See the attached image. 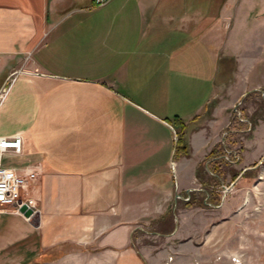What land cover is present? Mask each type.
<instances>
[{"label":"crops","instance_id":"crops-1","mask_svg":"<svg viewBox=\"0 0 264 264\" xmlns=\"http://www.w3.org/2000/svg\"><path fill=\"white\" fill-rule=\"evenodd\" d=\"M263 87L264 0H0V137L39 208L0 212V264H264V120L210 157Z\"/></svg>","mask_w":264,"mask_h":264},{"label":"built area","instance_id":"built-area-1","mask_svg":"<svg viewBox=\"0 0 264 264\" xmlns=\"http://www.w3.org/2000/svg\"><path fill=\"white\" fill-rule=\"evenodd\" d=\"M109 0H94L95 6L101 7L108 3ZM240 103L236 106L235 116L241 122H246L242 112L239 110ZM225 133L224 136H226ZM24 139L22 136L15 137H0V212L12 211L18 215L24 216L22 209L31 211V217H26L31 220L39 213L38 203L29 194L30 183L36 180L37 173L34 169H26L24 172H19L15 168L6 167L4 165V156L7 153L13 156H21L24 154ZM225 148V144H224ZM225 158H237L238 153L232 150H226ZM228 187H223L224 194L229 193ZM25 217V216H24ZM233 264H241L238 257L232 259Z\"/></svg>","mask_w":264,"mask_h":264},{"label":"rangeland","instance_id":"rangeland-1","mask_svg":"<svg viewBox=\"0 0 264 264\" xmlns=\"http://www.w3.org/2000/svg\"><path fill=\"white\" fill-rule=\"evenodd\" d=\"M14 76H16V75H14ZM7 87H8V85H6V88ZM239 103H240L239 110L242 112L243 117L246 119V122H241L235 116L234 111L236 109V106ZM249 109H251L252 112L249 111ZM260 120H264V87L258 89L256 94L251 97L249 102L246 101V99H242V100L237 101V103H235L232 106L230 114H229V121H228L227 125L224 127L223 131L221 132V136H220V140H219V146L217 148V151L215 150L216 154L214 156L210 155V157L212 156V157L217 158L218 159L217 161L223 163L226 166H229L230 168L236 167L237 165H239L241 163V160H242L243 146L246 143V141L253 135V133L256 129V125L260 122ZM225 133H227L226 136H224ZM176 141H177V143H179L178 137H176ZM224 144H225V148H224ZM226 150L227 151L232 150V151L237 152L238 157L236 159L231 158V160L230 159L227 160L225 158V155H226L225 151ZM212 152H214V151H212ZM212 152L210 154H212ZM12 157H19V156H13L10 153H7L4 156V163L5 164L9 163V165H8L9 167L15 166V165H11L10 163L16 164L15 158H12ZM8 166H6V167H8ZM203 167H205V166H203ZM203 167H202V164H201V166L199 165V174L201 173V175H202ZM223 187L230 188L229 193H228V194H230L231 189L233 187V182L229 183L227 186H223ZM223 187H222V189H223ZM12 213H14V212H12ZM241 257L243 258V255H241ZM239 259H241V258H239ZM7 264H9V263H7ZM241 264H246V263L243 260V261H241Z\"/></svg>","mask_w":264,"mask_h":264},{"label":"water","instance_id":"water-1","mask_svg":"<svg viewBox=\"0 0 264 264\" xmlns=\"http://www.w3.org/2000/svg\"><path fill=\"white\" fill-rule=\"evenodd\" d=\"M21 212L24 214L25 217H31V215H32V212L31 211H27L25 208L22 209Z\"/></svg>","mask_w":264,"mask_h":264},{"label":"trees","instance_id":"trees-1","mask_svg":"<svg viewBox=\"0 0 264 264\" xmlns=\"http://www.w3.org/2000/svg\"><path fill=\"white\" fill-rule=\"evenodd\" d=\"M255 94H256V93H255ZM255 94H254V95H255ZM177 120H178V119H177ZM178 124H180L179 121H178ZM215 154H216V152L214 151V152H212V154H210V155L214 156ZM212 156H211V157H212Z\"/></svg>","mask_w":264,"mask_h":264}]
</instances>
